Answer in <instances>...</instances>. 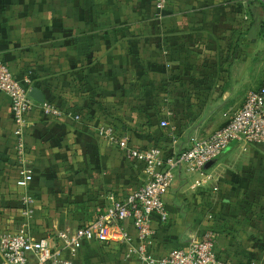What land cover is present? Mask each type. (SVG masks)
<instances>
[{
    "label": "crops",
    "instance_id": "obj_1",
    "mask_svg": "<svg viewBox=\"0 0 264 264\" xmlns=\"http://www.w3.org/2000/svg\"><path fill=\"white\" fill-rule=\"evenodd\" d=\"M263 23L259 0H167L160 13L155 0H0V61L61 112L25 114V188L0 92V232L43 238L86 226L139 187L143 162L101 127L134 149L171 152L224 126L264 81ZM164 200L154 253L212 232L222 262L264 264V145L232 142L202 172L176 171ZM75 264H123L122 245L86 242Z\"/></svg>",
    "mask_w": 264,
    "mask_h": 264
},
{
    "label": "built area",
    "instance_id": "obj_2",
    "mask_svg": "<svg viewBox=\"0 0 264 264\" xmlns=\"http://www.w3.org/2000/svg\"><path fill=\"white\" fill-rule=\"evenodd\" d=\"M264 3V0H259ZM167 0H155L158 13ZM264 30V23H263ZM28 82V80H25ZM0 92L9 97L15 130V151L23 163L18 171V181L27 188L32 180L31 170L24 162L25 144L23 131L25 114L38 106L48 116L61 114L48 101L38 104L29 96L28 88L0 61ZM162 126L167 122L162 121ZM98 134L117 143L128 157L143 162L144 179L139 187L124 199L113 200L86 226L59 230L43 237L35 238L27 232H0V264H75V255L86 242L103 245L119 244L123 248V264H226L217 256L215 235L206 233L201 238H192L184 246L156 254L149 248V240L154 231L152 216L165 223L168 210L164 200L176 171L202 172L206 163L216 160L232 142L243 147L254 144L264 145V81L262 85L248 91L244 101L228 119L227 123L206 136H191L188 147L165 152L158 146L137 150L129 146L127 138L116 139L110 129L101 127ZM200 185L199 181L195 182ZM24 208L22 216L31 217L34 212L33 198L22 196ZM129 220L135 230L133 238L123 221ZM32 258V261H31Z\"/></svg>",
    "mask_w": 264,
    "mask_h": 264
},
{
    "label": "water",
    "instance_id": "obj_3",
    "mask_svg": "<svg viewBox=\"0 0 264 264\" xmlns=\"http://www.w3.org/2000/svg\"><path fill=\"white\" fill-rule=\"evenodd\" d=\"M28 94H29V96H30L32 99H34V100H36V101H38V102H43V97H40V96H39V93L37 92L36 89L30 90V91L28 92ZM212 163H213V160H212V161H209L208 163L205 164L204 168L209 167L210 165H212Z\"/></svg>",
    "mask_w": 264,
    "mask_h": 264
}]
</instances>
